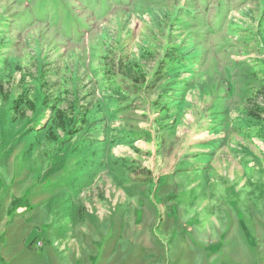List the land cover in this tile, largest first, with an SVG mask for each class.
<instances>
[{
    "label": "rangeland",
    "instance_id": "obj_1",
    "mask_svg": "<svg viewBox=\"0 0 264 264\" xmlns=\"http://www.w3.org/2000/svg\"><path fill=\"white\" fill-rule=\"evenodd\" d=\"M218 2L0 0V264H264V0Z\"/></svg>",
    "mask_w": 264,
    "mask_h": 264
},
{
    "label": "trees",
    "instance_id": "obj_2",
    "mask_svg": "<svg viewBox=\"0 0 264 264\" xmlns=\"http://www.w3.org/2000/svg\"><path fill=\"white\" fill-rule=\"evenodd\" d=\"M207 1L208 0H203L202 7H200V10L201 11H207V9H208V7H207ZM218 5H219V7L216 10L217 11L216 16L220 19V18H222L221 16H224L225 13L227 12L226 11V9H227L226 7L227 6H225L226 5L225 0H220V2H218ZM190 10L191 9H188V11H190ZM186 17L193 18L194 15L192 14V12H189V15L187 13ZM217 22H219V20Z\"/></svg>",
    "mask_w": 264,
    "mask_h": 264
}]
</instances>
